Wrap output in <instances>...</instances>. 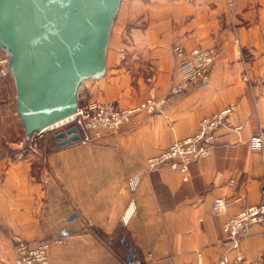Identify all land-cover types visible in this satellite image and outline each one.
Wrapping results in <instances>:
<instances>
[{
	"label": "crops",
	"instance_id": "0c3cea01",
	"mask_svg": "<svg viewBox=\"0 0 264 264\" xmlns=\"http://www.w3.org/2000/svg\"><path fill=\"white\" fill-rule=\"evenodd\" d=\"M115 16L107 73L85 79L79 101L120 94L121 104H135L133 86L118 85L110 66L134 56L148 58L155 72L141 94L152 88L165 105L95 142L58 144L42 163L0 151V264H15L18 237L54 236L67 241L51 245L50 264H262L261 225L237 243L221 227L241 207L264 201L263 154L249 144L256 131L264 135V0H119ZM176 44L217 51L208 79L179 93L171 90L182 78ZM227 107L211 154L191 164L187 179L165 167L146 171L147 157ZM131 173L142 174L134 193ZM218 197L229 202L225 214L212 211ZM132 198L136 207L125 221Z\"/></svg>",
	"mask_w": 264,
	"mask_h": 264
},
{
	"label": "water",
	"instance_id": "95a60500",
	"mask_svg": "<svg viewBox=\"0 0 264 264\" xmlns=\"http://www.w3.org/2000/svg\"><path fill=\"white\" fill-rule=\"evenodd\" d=\"M118 3L0 0V47L10 58L18 110L28 136L73 114L81 82L105 73L108 36ZM55 136L61 146L80 140L76 126ZM130 250L132 259L134 249Z\"/></svg>",
	"mask_w": 264,
	"mask_h": 264
},
{
	"label": "built area",
	"instance_id": "2783aa9c",
	"mask_svg": "<svg viewBox=\"0 0 264 264\" xmlns=\"http://www.w3.org/2000/svg\"><path fill=\"white\" fill-rule=\"evenodd\" d=\"M173 52L179 62L182 80L174 87V91L183 92L189 84L206 81L211 73L217 58V51L213 47L195 46L188 48L182 44L173 46ZM6 52L0 47V75L10 72L9 61ZM247 78V76H245ZM164 98L156 96L149 97L136 105H123L116 100H87L79 101L76 111L58 124L45 129L34 131L28 141L20 140L15 143L19 148H29L33 154L40 151L37 140L49 130H66L76 126L80 133V141L92 143L101 139L105 133L120 131L122 127L130 125L135 117L141 113H155L163 108ZM231 107L220 109L210 115L204 116L197 131L184 138L177 139L160 153L151 155L146 159L147 170L168 168L182 172L187 179L190 166L198 159L208 157L215 145V132L226 122ZM250 146L263 154L264 162V135L263 130L253 133L249 139ZM142 181L140 174L129 176L128 187L134 193ZM233 181V180H232ZM136 207L134 198L130 200L129 211L124 218L127 221ZM229 202L225 197H218L213 201L212 211L220 215L227 213ZM253 224L262 227L264 238V201L245 205L235 214L228 216L222 224V232L228 239L237 243L243 234ZM64 238L27 239L18 237L16 239L15 264H50V247L53 243L63 244ZM262 264H264V249L262 253ZM238 259H242L241 256Z\"/></svg>",
	"mask_w": 264,
	"mask_h": 264
},
{
	"label": "rangeland",
	"instance_id": "374dc122",
	"mask_svg": "<svg viewBox=\"0 0 264 264\" xmlns=\"http://www.w3.org/2000/svg\"><path fill=\"white\" fill-rule=\"evenodd\" d=\"M115 17L116 16L114 14V17H113L112 23H111V27H110L109 36H108L107 50H108V47H110V41H111L110 39H111V37L114 36L115 31L117 29V22H116ZM174 58H175V61L177 63V66H178L179 73L182 77V73H181V70L179 68V62H178L175 54H174ZM8 61H10V58L8 59ZM150 62L151 61H149L148 58L124 56L118 62H116L114 65H110V66H113V68H111L112 72H114L113 76L117 75L115 78V81H117L118 85H131V86H133L131 90L134 91L132 93V95L134 96V98H135L134 102H136V103L135 104L133 103L132 105L139 104L140 102H142L143 100H145L149 97L156 96L155 92L152 91V88H150V91L147 92L146 94H144V93L141 94V87H139V86H141L142 81L145 80L144 81L145 83H147V82L151 83V81L154 79L155 72L153 70L152 63H150ZM108 68H109V66L107 67V65H106L105 73L101 77H103L107 73ZM245 76H247V78H245ZM101 77H99V78H101ZM244 78L248 79L247 73L244 75ZM96 79H98V78H96ZM181 80H182V78H181ZM83 83H84V81L81 82L80 86ZM177 83H175V85ZM84 85L85 84H83L82 86H84ZM173 87L171 90L174 93L181 92V91H174ZM156 97L164 98L162 96H156ZM121 98H122L121 95L118 94L117 98L112 99V100H116L118 103H120ZM17 99H18L17 85H16V80L14 78V74L10 71L6 75H0V151L2 152V154L10 156V158H12V159H17V158H22V157H28L29 158L32 155H35L32 157H34L35 159H39V161H41L42 158L44 157L46 151H55V150L59 149L60 144H59V142L57 143L58 140L56 139L55 135L60 129L49 130L44 134L45 136H43L37 140V147L40 151L38 154L31 153L29 151V148H26V149L25 148H19L17 145H15V143L20 141V140L28 141V139L30 138L31 135L28 136L27 132L25 130L24 122H23V120L20 116L19 110H18ZM164 99L166 101V98H164ZM90 100H99V99H90ZM107 100H109V99H107ZM107 100L100 99L99 101H107ZM164 105L165 104H163V107H164ZM159 111L160 110H157V112H159ZM144 113L149 114L146 112H144ZM152 114H154V113H152ZM133 123H134V121L130 125H126L125 127H122V129H125V128L132 126ZM167 146L163 147L161 149V151L164 148H166ZM41 163H42V161H41ZM145 168H146L147 172L151 171V170H147L146 161H145ZM135 174H137V173L129 174L128 178H129V176H132ZM140 176H142V174H140ZM128 178H127V180H128ZM129 190H130V192H132V190L130 188H129ZM120 236H121V234L119 235V237ZM55 237L64 238L67 241V238L64 236H54V237H48V238H55ZM40 239H44V238H40ZM108 240H110V239L109 238L106 239L107 242H108ZM114 244H115L114 245L115 249H117V248L119 249L120 247L123 246L120 243V241L117 239L114 242Z\"/></svg>",
	"mask_w": 264,
	"mask_h": 264
},
{
	"label": "bare ground",
	"instance_id": "6f19581e",
	"mask_svg": "<svg viewBox=\"0 0 264 264\" xmlns=\"http://www.w3.org/2000/svg\"><path fill=\"white\" fill-rule=\"evenodd\" d=\"M131 216V215H130Z\"/></svg>",
	"mask_w": 264,
	"mask_h": 264
}]
</instances>
